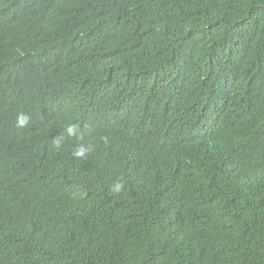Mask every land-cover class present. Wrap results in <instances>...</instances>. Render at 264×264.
<instances>
[{"label":"trees","instance_id":"obj_1","mask_svg":"<svg viewBox=\"0 0 264 264\" xmlns=\"http://www.w3.org/2000/svg\"><path fill=\"white\" fill-rule=\"evenodd\" d=\"M0 264H264V0H0Z\"/></svg>","mask_w":264,"mask_h":264},{"label":"clouds","instance_id":"obj_2","mask_svg":"<svg viewBox=\"0 0 264 264\" xmlns=\"http://www.w3.org/2000/svg\"><path fill=\"white\" fill-rule=\"evenodd\" d=\"M29 117L23 113H20L17 117V124L20 127H24L29 123ZM78 125L71 124L67 127L66 131L69 136H74L77 133ZM63 141V137H57L54 140V146L56 148H60ZM91 150L90 145H79L76 150L74 151V156L76 157H83L86 155L87 152ZM124 184L122 181H116L110 186V191L115 194H120L124 190Z\"/></svg>","mask_w":264,"mask_h":264}]
</instances>
